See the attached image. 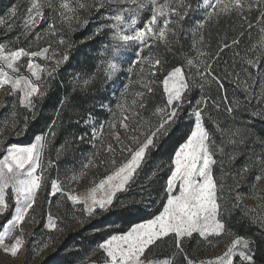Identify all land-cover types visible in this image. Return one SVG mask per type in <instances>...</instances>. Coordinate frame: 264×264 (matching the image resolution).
Masks as SVG:
<instances>
[{
	"label": "snow or ice",
	"instance_id": "snow-or-ice-1",
	"mask_svg": "<svg viewBox=\"0 0 264 264\" xmlns=\"http://www.w3.org/2000/svg\"><path fill=\"white\" fill-rule=\"evenodd\" d=\"M202 5L203 16L193 21L195 26L191 29L194 54L185 55L183 62L170 70L164 69L165 57L152 49L162 47L168 52L179 43L189 11H195L188 0H24L10 7L6 19L0 18V25L11 30L19 17L23 33L32 37L27 48L0 43V89L14 98L11 127L16 136L27 133L29 121L38 115L37 102L48 94L49 79L70 59L65 33L87 27L96 17L102 22L90 38L106 36L109 41H101L97 72L85 78L73 77L71 93L61 98L54 118L43 130L32 134L30 143L0 144V217H7L0 223V250L11 256L22 251L26 244L22 225L37 222L35 211L41 190L49 205L48 198H55L58 206L68 212L79 210L86 218L108 211L118 193H126L137 185L145 168L154 163L163 142L174 131H180L179 124L186 117L189 128L181 142L169 160L155 164L148 175L151 181L159 173L165 174L156 190L161 197L158 213L126 231L105 232L79 264H257L256 251L264 249V190H257V184L264 180V137L254 136L243 121L220 120L217 114L223 106L227 117H233L242 104L251 107L255 101L251 115L264 119V0H202ZM146 10L149 15L141 21ZM253 11L258 13L255 22L248 19ZM232 17L245 20L248 30L257 27L260 38L243 54L237 50L230 64L225 61L221 75L214 65L219 64L226 49L238 48L245 32L230 41L224 36L213 52L203 29L209 23ZM41 21H47L46 28L35 31ZM59 46H65L63 54ZM144 49H149L148 55L142 54ZM129 50L135 56L129 72L138 68V78H129L122 90L117 89L115 109L111 102L108 106L109 118L101 122L89 112L86 118L74 121L76 125L83 124L85 131H66L68 138L57 156L77 142L88 143L95 151L84 157L79 170L69 166L61 174L55 161L45 160V153L65 127L66 112L68 123H73V94L86 92L100 69L106 79H112L120 71L121 57ZM41 60L51 66L38 62ZM161 72L162 78H158ZM226 80L243 93V100L235 94L229 98ZM213 83L218 98L202 94L195 104L187 98L192 87H199L203 93L205 85ZM158 88L159 99L153 100ZM8 106L7 101L0 102V108ZM18 108L25 113L22 124ZM250 139L253 145L260 146L259 152L254 148L247 153L241 151ZM101 155L105 159H98ZM241 155L246 157L244 163L235 171L230 170L228 166H234ZM91 167H104L105 174L78 190ZM52 168H57L55 177L48 172ZM248 174H253L247 195L257 200L254 208L244 205L245 194L236 179ZM152 191L150 184L142 187L139 204L155 203ZM122 207L138 210L136 201ZM236 210L241 211L249 225L255 226L252 234H237L228 228L227 217ZM57 219L48 212L43 227L58 230ZM196 236H222L228 242L214 257L194 259L185 244ZM9 240L11 243L6 242Z\"/></svg>",
	"mask_w": 264,
	"mask_h": 264
},
{
	"label": "rangeland",
	"instance_id": "rangeland-1",
	"mask_svg": "<svg viewBox=\"0 0 264 264\" xmlns=\"http://www.w3.org/2000/svg\"><path fill=\"white\" fill-rule=\"evenodd\" d=\"M188 2L192 5V8L195 9V11H189V19L185 21L184 29L179 37V43L168 52H165L162 47L159 49H152L153 52H157L164 56L168 65L175 64V62H178V65H180L183 62L185 55L194 54L192 50L193 36L191 29L195 26L193 21H198L202 18L203 5L202 0H188ZM16 3L22 4L24 3V0H0V18L6 19L10 7ZM22 14L23 9H21V15ZM148 15L149 12L146 10L142 14L141 21L146 19ZM257 16L258 13L253 11L248 15V19L255 22ZM101 22L102 21L96 17H93L87 27L80 28L72 33H65L67 42L70 45V47H68L70 59L68 62L59 66L57 72L54 74V78L49 79L47 96L52 91L53 85L56 83H61L63 86L70 85L72 87L74 76L79 75L81 78H85L93 72H97V68L101 63L98 51L101 47V41H104L105 43H109V41L106 36H97L95 38L90 37L97 24ZM46 26L47 21H41L39 22V27L35 31L42 32ZM241 31H244L245 35L240 37L241 43L238 48L233 47L232 49H226L222 54V59L219 64L214 65L217 73L222 75V70L225 67L224 62L227 61L230 64L233 60L234 53L237 50L243 54L246 49L250 48L253 44H256L260 38V34L257 27L248 30L247 22L239 17L222 18L218 23H209L203 29L206 41L210 45L209 50L213 52L217 47V42L224 36H227L230 41L232 38L238 37ZM249 31L251 33L250 37ZM78 34L80 36H77ZM46 39L47 38H45V40ZM31 40V36H26L23 33L22 20L19 17L16 19L11 30L0 25V43L5 44L7 47L22 46L27 48ZM44 43V40L40 42L41 45ZM33 47L35 48V45H33ZM54 47H56L55 44ZM59 48L60 53L63 54L65 46H59ZM142 54L148 55L149 49H144ZM132 59H135L134 52L129 50V52L125 53L119 61L120 71H118L110 80L104 77L102 69L99 70L94 83L89 86L86 92H82L84 93L83 96L85 98L86 107L84 111L79 114L77 119L86 118L89 112L101 122L106 118H109L108 106L111 102L112 109H115L116 97L119 94L117 89L119 88L122 90V85L128 83L129 78L136 79L139 76L138 68H133L132 71L129 72ZM38 62L51 66L50 62L43 60ZM166 63L165 65H167ZM161 74H163V72L158 74V78H160ZM224 86L230 99L234 94L239 96L241 100L244 99L243 93L239 92V90L235 88V85L230 81L226 80ZM159 92L160 89L158 88L157 95L153 97V100L159 99ZM5 93V89H0V102L7 101L9 105L7 108H0V144L30 143L32 139L30 141L27 140L28 142H21L23 139H27L24 137V133H21L19 136L13 134V129L11 127V112L13 111V108L11 107V104L14 98L6 96ZM202 94L218 98L216 84L213 83L210 86L206 84L203 93L199 87H192L191 91L187 94V98L195 104V101ZM47 96L44 97L43 100L47 98ZM43 100L37 102V113L41 112L42 108L40 107V104H42ZM101 104L105 105V107L101 108ZM255 106V101H253L251 107L247 104H242L241 108L234 113L233 117H227V114L223 112L222 106L220 113L217 114V118L220 120L234 118L238 122L243 121L249 126L254 136L256 134L262 136L261 128H264V119L251 115L252 108ZM245 109H247V111H245ZM188 110L189 106L186 104L185 113H187ZM17 111L21 114L20 120L22 122L23 114H25L24 110L18 108ZM52 114L54 115L55 111L54 113L52 112ZM73 123L75 124V122ZM183 123H188L186 117H182L179 126ZM78 126V129L71 131L76 133L85 131L83 124ZM68 131H70V129ZM105 132L107 134V129ZM67 138L66 131L61 135L60 130L59 134L49 145V148L45 153V160L47 161V159H51L55 161L61 174L64 172L65 168L69 166H74L79 170L81 161L84 160V157L95 151V149L88 143L77 142V144L73 145L67 151H62L58 157L57 151ZM170 143L169 137L163 142L160 151L155 154L154 163L145 168L144 174L141 175L137 185H134L132 190L126 193H118V199L114 201L113 206L108 211L101 212L99 215L92 218H86L79 210L68 212L65 207L58 206L55 202V198L52 197L48 198L51 200V205H49L48 201L45 200L46 194L41 190L37 196V206L35 211L37 222L35 224L26 222L22 225V227L26 229V244L24 248L17 256H11L10 254H6L3 250H0V264H79V261L85 258L90 246H94V243L91 242V235L95 232H92L91 234V232H89L90 230L87 229L88 226L91 224L103 223V226L98 228L101 231H96L102 233V237L105 232L119 230L122 227V212L126 210L122 207V204L136 201V209H138V206H141V204H139L141 188L149 184L153 190L151 199L154 200L155 203L144 204L142 206L147 207L150 211H156L160 207L161 200V197L157 196L156 190L159 189L163 183L165 174L164 172H161L157 177H153L151 181L148 179V175H150L151 169L155 167V164L167 162L169 160L171 154L167 152L171 147ZM253 148L257 152L260 151V146L258 144L253 145L252 140L250 139L248 144L241 148V151L247 153ZM98 159H105V157L101 155ZM245 159V155H241L235 162L234 166L229 165L228 167L230 170L235 171L244 163ZM48 172L52 177H55L57 174V168L49 169ZM104 174V167H91L87 170V174L80 182L78 190H83V187L88 185L93 179H98ZM236 179L241 185L239 190L245 194L243 200L244 205L249 208L256 207L257 200L252 199L247 195V193L251 191L253 174H248L246 178L243 179L237 176ZM231 182L232 180L229 179L228 183ZM257 190H264V180H261L257 184ZM146 199H148V197H146ZM134 211L137 210H133V212ZM48 212H51L54 217L58 218V230L50 231L43 227L46 223V215ZM73 216L77 219H73ZM6 218L7 217H0V223ZM80 221L83 222L81 223ZM6 242L11 243L10 240ZM227 242L228 239L222 236H213L207 239H202L196 236L193 240L186 242L185 247L186 249H190V257L194 259H207L220 253L225 248ZM45 243L48 244L46 248L43 247Z\"/></svg>",
	"mask_w": 264,
	"mask_h": 264
},
{
	"label": "trees",
	"instance_id": "trees-1",
	"mask_svg": "<svg viewBox=\"0 0 264 264\" xmlns=\"http://www.w3.org/2000/svg\"><path fill=\"white\" fill-rule=\"evenodd\" d=\"M77 36H80L79 34ZM167 64V63H166ZM179 63L175 62V64H167L164 65V69H171L173 66H177ZM162 75H160V78H162ZM72 87L70 85H65L63 86L61 83H56L53 85L52 91L49 93L47 98H45L40 104L41 112H38L37 118L34 121H29V127L27 130V133H24V137L27 139H23L21 142H28L27 140L32 139V134L36 132H40L43 130L46 126L47 123H49L54 117L52 112L54 113L55 109L59 105V102L61 98L64 96L68 95L71 93ZM84 93L77 91L73 95L75 96L74 99V105H75V110L72 112L73 116V122L79 117V114L84 111L86 107V102L85 98L83 96ZM45 110V111H43ZM67 112L65 113V127L61 129V135L70 129H78L79 126L72 123L69 124L67 120ZM22 123V122H21ZM180 131H174L173 134L170 136V149L167 153L172 155V152L174 151L175 147L177 146L178 142H181V137L185 132L188 131L189 124L188 123H183L182 125L179 126ZM264 134V128H261V135L263 136ZM60 136V135H59ZM264 137V136H263ZM160 210V207L156 211H150L147 207L144 206H138L137 211H128L124 210L122 212L123 217H122V227L119 230H127L130 228L133 224L142 222L143 220L149 219L152 217L153 214L158 213ZM227 226L228 228L232 229L235 233L237 234H242V235H250L252 234L256 229L255 226L249 225L241 215V211L236 210L233 211L228 217H227ZM103 223H96V224H91L88 226L89 232H95L93 235H91V242H96L99 241L102 238V233L96 232L98 228H100ZM258 235V234H257ZM189 255L191 254L190 249H188ZM191 256V255H190ZM256 262L257 264H264V249H258L256 251Z\"/></svg>",
	"mask_w": 264,
	"mask_h": 264
}]
</instances>
